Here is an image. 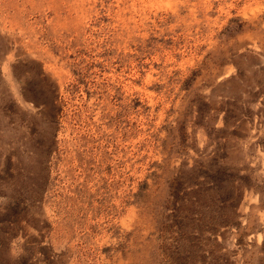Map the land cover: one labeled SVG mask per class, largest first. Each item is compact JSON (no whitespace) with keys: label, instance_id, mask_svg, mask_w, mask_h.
<instances>
[{"label":"rangeland","instance_id":"1","mask_svg":"<svg viewBox=\"0 0 264 264\" xmlns=\"http://www.w3.org/2000/svg\"><path fill=\"white\" fill-rule=\"evenodd\" d=\"M0 264H264V0H0Z\"/></svg>","mask_w":264,"mask_h":264}]
</instances>
